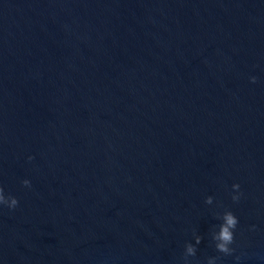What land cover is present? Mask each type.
Listing matches in <instances>:
<instances>
[{
  "label": "water",
  "instance_id": "1",
  "mask_svg": "<svg viewBox=\"0 0 264 264\" xmlns=\"http://www.w3.org/2000/svg\"><path fill=\"white\" fill-rule=\"evenodd\" d=\"M0 185V264H264V0H0Z\"/></svg>",
  "mask_w": 264,
  "mask_h": 264
},
{
  "label": "clouds",
  "instance_id": "2",
  "mask_svg": "<svg viewBox=\"0 0 264 264\" xmlns=\"http://www.w3.org/2000/svg\"><path fill=\"white\" fill-rule=\"evenodd\" d=\"M250 80L252 83L257 81L256 76H251ZM29 160H32L33 157L29 156ZM22 184L27 187H31V181L29 179H24ZM233 189L236 190L232 195L233 201L238 202L243 195L240 190L241 186L239 183L234 184ZM206 203L212 204L213 197L208 196L206 199ZM19 204V200L16 196L5 194L4 188L0 185V206H7L9 209H15ZM219 218L221 219V224L219 225L217 230H213L211 233L212 240L215 242V247L218 252L223 253L224 255H231L235 249L231 247V245L235 241V229L239 223L238 217L231 211L225 210L222 214H219ZM255 227V226H253ZM203 237L201 235L195 236V244L187 243L185 246L184 260L185 264H189L188 258L191 256H195L197 253L196 245L200 244ZM240 257H237L239 259ZM217 257H209L207 264H216Z\"/></svg>",
  "mask_w": 264,
  "mask_h": 264
}]
</instances>
